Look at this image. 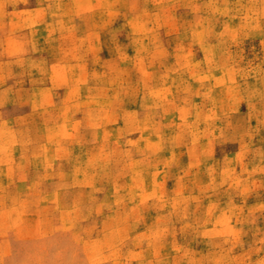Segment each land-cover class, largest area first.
<instances>
[{
  "label": "clouds",
  "instance_id": "1",
  "mask_svg": "<svg viewBox=\"0 0 264 264\" xmlns=\"http://www.w3.org/2000/svg\"><path fill=\"white\" fill-rule=\"evenodd\" d=\"M0 264H264V0H0Z\"/></svg>",
  "mask_w": 264,
  "mask_h": 264
}]
</instances>
